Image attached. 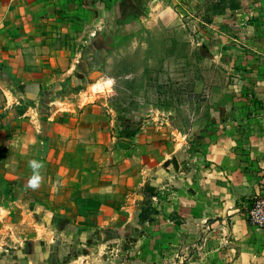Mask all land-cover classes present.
Returning <instances> with one entry per match:
<instances>
[{
  "label": "crops",
  "instance_id": "0c3cea01",
  "mask_svg": "<svg viewBox=\"0 0 264 264\" xmlns=\"http://www.w3.org/2000/svg\"><path fill=\"white\" fill-rule=\"evenodd\" d=\"M169 1L0 0V264H264V0ZM170 19L208 112L110 120L105 55Z\"/></svg>",
  "mask_w": 264,
  "mask_h": 264
},
{
  "label": "rangeland",
  "instance_id": "374dc122",
  "mask_svg": "<svg viewBox=\"0 0 264 264\" xmlns=\"http://www.w3.org/2000/svg\"><path fill=\"white\" fill-rule=\"evenodd\" d=\"M220 0H209L208 7L211 12L218 13ZM168 6L173 13L180 15L177 8L185 7L188 11L186 17L192 16L193 11L187 0H170ZM194 9V7H192ZM129 9L125 13L128 15ZM182 13V12H181ZM198 13V12H197ZM130 17L123 20H129ZM192 17L188 19L190 27ZM207 21V18L204 17ZM172 32H148L144 31V25L137 24L136 42L132 39H125L114 53L105 55L103 63L104 81H111L110 90L100 99L93 97L88 101L96 100L97 104L109 102L105 107L110 120L119 115L122 121L138 122L150 120L152 116H160L159 109L168 110L167 116L172 118L176 125L187 126L194 117L208 112L206 99L181 97L180 94L188 93L191 90L202 89V83L197 78L200 71L193 65H178L176 60L182 56L190 57L187 49L183 47L184 39H193V32L181 33L176 30V24L172 23ZM172 23V24H171ZM197 25V24H196ZM192 57V56H191ZM167 60V61H166ZM168 62V63H167ZM195 71V73H194ZM198 73V74H196ZM195 74L196 81H193ZM99 100V101H98ZM68 101L77 102V97L69 96ZM183 103V104H182ZM183 106V107H182ZM113 109V110H112ZM183 131V130H182ZM93 240L90 239L91 244ZM83 242L78 238L73 242L74 249L81 253L80 245ZM100 245V242H95ZM89 246L90 248L95 247ZM104 257L111 259L110 254ZM95 259V257H94Z\"/></svg>",
  "mask_w": 264,
  "mask_h": 264
},
{
  "label": "built area",
  "instance_id": "2783aa9c",
  "mask_svg": "<svg viewBox=\"0 0 264 264\" xmlns=\"http://www.w3.org/2000/svg\"><path fill=\"white\" fill-rule=\"evenodd\" d=\"M246 217L252 226L264 229V188L249 200Z\"/></svg>",
  "mask_w": 264,
  "mask_h": 264
},
{
  "label": "trees",
  "instance_id": "16d2710c",
  "mask_svg": "<svg viewBox=\"0 0 264 264\" xmlns=\"http://www.w3.org/2000/svg\"><path fill=\"white\" fill-rule=\"evenodd\" d=\"M231 2V4L229 5V7H230V9L232 10V9H238L239 8V4L238 3H236V1L235 0H230ZM223 3H225V0H221L220 1V4H223Z\"/></svg>",
  "mask_w": 264,
  "mask_h": 264
},
{
  "label": "bare ground",
  "instance_id": "6f19581e",
  "mask_svg": "<svg viewBox=\"0 0 264 264\" xmlns=\"http://www.w3.org/2000/svg\"><path fill=\"white\" fill-rule=\"evenodd\" d=\"M96 89V88H95Z\"/></svg>",
  "mask_w": 264,
  "mask_h": 264
}]
</instances>
